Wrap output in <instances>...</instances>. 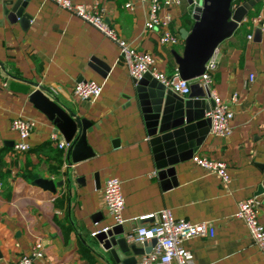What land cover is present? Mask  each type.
I'll return each instance as SVG.
<instances>
[{"label":"crops","instance_id":"obj_1","mask_svg":"<svg viewBox=\"0 0 264 264\" xmlns=\"http://www.w3.org/2000/svg\"><path fill=\"white\" fill-rule=\"evenodd\" d=\"M90 1L76 0L86 8ZM189 1L180 0L170 11L169 30L179 39V31L193 23ZM242 3L250 9L217 46L210 87L222 101L236 96L230 134L207 133L192 154L226 165L229 183L222 186L191 158L175 164L172 174L156 168L133 82L114 43L51 0H0V264L15 263L35 244L42 257L32 264H122L129 258L137 264L139 256L130 251H116L115 262L90 236L112 224L102 201L107 178L120 183L123 231L149 226L152 219H137L167 210L174 220L208 221L214 227L213 237L182 243L193 264H264L234 217L238 202L256 197V215L264 226V0H234L231 8ZM98 9L121 40L152 57L155 71L176 70L172 52L181 53L182 41L162 46L157 31H144L146 0H98ZM23 17L27 20L21 22ZM254 18L263 25L258 35ZM84 81L101 86L92 103L72 94L73 85ZM36 87L87 123L90 156L70 162L67 150L49 141L57 129L29 101ZM16 117L35 123L22 153L13 151L17 135L10 123ZM36 179L60 185L50 192L35 186Z\"/></svg>","mask_w":264,"mask_h":264},{"label":"built area","instance_id":"obj_2","mask_svg":"<svg viewBox=\"0 0 264 264\" xmlns=\"http://www.w3.org/2000/svg\"><path fill=\"white\" fill-rule=\"evenodd\" d=\"M51 1L59 9L69 11L79 18L82 23L92 27L104 38L114 43L119 49V58L132 81H138L144 74L148 73L166 90L183 98L189 93V85L192 83L197 84L207 93L208 99L212 102V107L205 114V117L209 120L208 133L215 137H225L230 134L231 105L236 103V96L233 94L229 101H222L210 88L212 75L217 67V47L206 61L202 74L191 81H185L178 76L176 70L170 75L155 71L153 68L154 61L149 54L137 52L121 40L103 20L98 9V0H91L89 8H86L82 2H76V0ZM191 1L195 5L196 1ZM146 3L147 12L143 23L144 31H157L159 33L158 41L162 46L173 47L180 44L179 37L169 30L172 19L170 11L179 6L180 0H146ZM124 8L132 11V5L129 3H126ZM232 8H235V6H232ZM162 10L165 12L160 15ZM252 22L254 25H259L260 29L263 28L258 18L252 19ZM250 38L251 36L248 35L247 39ZM252 78V75H249L248 81L251 82ZM100 92L101 86L92 81L79 82L72 87L73 96L80 102L92 103L98 98ZM34 126L35 123L32 120L21 117H16L11 121L10 129L17 135V141L13 145L14 152L22 153L28 149L26 140L33 131ZM48 139L56 149L67 150L68 144L64 142L57 130H52ZM190 161L204 172L215 175L222 186L228 185L229 177L226 173V165L223 162L208 160L195 155L191 157ZM102 201L112 224L91 232V237H95L99 233H105L112 227L122 226L125 222L122 218L123 199L120 183L115 178L104 180ZM257 204L256 197L238 202L234 217L244 226L252 244L264 261V226L258 221L256 215L255 208ZM148 219L153 220L151 225H140L131 233L125 235L126 241L135 245H142L150 240L154 242L148 253L139 256L137 264H193L191 253L182 247V243L192 238H211L214 235V227L210 222L190 223L185 220H174L167 210L140 217L137 220L144 221ZM41 257V247L39 244H35L28 254L22 255L13 264H32L33 259H40Z\"/></svg>","mask_w":264,"mask_h":264},{"label":"water","instance_id":"obj_3","mask_svg":"<svg viewBox=\"0 0 264 264\" xmlns=\"http://www.w3.org/2000/svg\"><path fill=\"white\" fill-rule=\"evenodd\" d=\"M233 1L197 0L195 5L189 1L193 5V23L188 31H179L181 53L172 52L177 74L182 80L191 81L200 76L212 51L241 25L250 7L248 3H242L231 8ZM21 20L24 22L27 17ZM259 32L260 26L257 25L254 33L258 35ZM132 82L156 168L172 174L173 166L191 158L208 133L209 120L205 114L212 107V102L195 83L189 85V93L183 98L166 90L148 73ZM29 101L52 122L68 144L67 158L70 162L90 156L85 144L87 123L83 119H77L71 111L60 107L40 88L36 87L29 95ZM33 184L50 192L60 185L44 179H36ZM126 234L122 226H115L97 234L94 239L115 262L116 251L121 255L130 251L133 256H140L148 253L154 243L146 241L139 249L126 241ZM122 264H135V261L129 258Z\"/></svg>","mask_w":264,"mask_h":264},{"label":"trees","instance_id":"obj_4","mask_svg":"<svg viewBox=\"0 0 264 264\" xmlns=\"http://www.w3.org/2000/svg\"><path fill=\"white\" fill-rule=\"evenodd\" d=\"M236 1H243V0H236ZM173 72H174V71H172L170 74H172ZM170 74H169V75H170Z\"/></svg>","mask_w":264,"mask_h":264}]
</instances>
